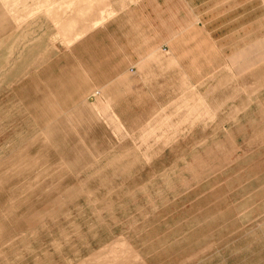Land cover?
Instances as JSON below:
<instances>
[{
	"label": "rangeland",
	"instance_id": "rangeland-1",
	"mask_svg": "<svg viewBox=\"0 0 264 264\" xmlns=\"http://www.w3.org/2000/svg\"><path fill=\"white\" fill-rule=\"evenodd\" d=\"M130 2L0 0V264H264V61L117 45Z\"/></svg>",
	"mask_w": 264,
	"mask_h": 264
},
{
	"label": "crops",
	"instance_id": "crops-1",
	"mask_svg": "<svg viewBox=\"0 0 264 264\" xmlns=\"http://www.w3.org/2000/svg\"><path fill=\"white\" fill-rule=\"evenodd\" d=\"M116 20V44L147 54L164 47L173 55L190 47L227 54L234 47L233 60L264 61V0H131Z\"/></svg>",
	"mask_w": 264,
	"mask_h": 264
}]
</instances>
